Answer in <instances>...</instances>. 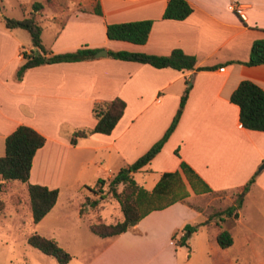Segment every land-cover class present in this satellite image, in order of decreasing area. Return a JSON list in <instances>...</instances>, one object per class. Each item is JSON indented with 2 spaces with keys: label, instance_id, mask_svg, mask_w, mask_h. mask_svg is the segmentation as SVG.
Segmentation results:
<instances>
[{
  "label": "crops",
  "instance_id": "1",
  "mask_svg": "<svg viewBox=\"0 0 264 264\" xmlns=\"http://www.w3.org/2000/svg\"><path fill=\"white\" fill-rule=\"evenodd\" d=\"M186 1L192 12L183 20L161 17L167 0H99L101 15L91 11L93 0L69 2L62 11L47 12L45 6L37 13L39 24L41 20L52 24L46 35L41 25L42 43L51 54L82 46L157 55L180 48L195 56L197 67L210 69L156 68L107 54L91 60L41 64L16 80L22 51L37 50L21 28L0 29V53L17 49L11 75L0 71V139L4 141L19 125L30 126L45 137L33 156L28 182L57 188L58 197L35 227L52 213L64 194L69 198L70 192L79 190L81 194V187L98 179H111L147 152L169 127L188 81L190 90L175 129L133 178L151 190L163 172H181L183 161L209 189L222 192L241 190L254 175L230 226L233 244L227 249L238 248L244 263L264 264V131L242 127L239 107L230 101L242 80L264 90V64H244L252 42L264 38V0ZM141 19L153 20L144 44L107 38V23ZM115 97L123 99L126 106L111 133H91L71 145L69 139L76 129L95 125L94 102ZM187 189L188 200L194 193L188 185ZM200 214L181 202L152 211L120 235L99 237L97 251L85 263L176 264L173 235ZM242 231L256 240L242 237Z\"/></svg>",
  "mask_w": 264,
  "mask_h": 264
},
{
  "label": "trees",
  "instance_id": "2",
  "mask_svg": "<svg viewBox=\"0 0 264 264\" xmlns=\"http://www.w3.org/2000/svg\"><path fill=\"white\" fill-rule=\"evenodd\" d=\"M64 4V3H63ZM60 4V5H63ZM51 8L50 0L44 2L34 1L31 4V11L21 19L3 16L6 28L25 29L31 39L32 46L36 52L22 51L23 63L16 71V78H22L24 72L32 67L41 64H52L58 62H76L93 59L97 49L87 46L79 47L73 51L51 54L43 45L37 13L44 7ZM58 8L55 7L54 11ZM81 10H86L80 7ZM91 11L102 14L99 0H93ZM192 12V6L186 0H167L162 13L163 19L183 20ZM153 24L152 19H141L135 21L107 23L106 36L109 40L126 41L133 44H144L147 41ZM108 55L113 59L134 61L149 64L156 68H173L179 71L191 69H210V66L197 67L194 55L185 53L180 48H173L167 55H157L145 52L129 50H108ZM244 64L254 66L264 64V38L252 42L249 58ZM190 84L185 81V87L180 96L179 105L169 127L163 136L143 155L133 163L120 169L109 180L98 179L96 183L105 184L106 192L112 199L118 202L122 220L114 223H106L102 219L88 223L89 230L99 237H111L124 233L139 222L143 217L155 210L164 209L176 202L187 204L196 209L188 202L190 195L187 185L195 195L212 193L213 191L185 162H180V171L163 172L151 190L139 185L133 178V173L146 165L161 149L169 135L175 129L182 110L185 106ZM230 101L239 107V122L242 127L264 131V90L250 80H242L230 95ZM125 102L119 97L111 100L94 102L92 114L96 119L92 128L76 129L70 136L71 145H75L79 138L86 137L91 133L109 134L123 115ZM45 143V137L38 131L27 125L17 126L4 139V154L0 156V193L9 181H18L26 184L29 199V208L32 224L38 223L54 206L58 197L57 188H48L39 184L28 182L31 163L37 149ZM177 154V150H175ZM183 174V175H182ZM254 182V175L241 188L239 198L235 206H228L215 215H220L215 222L219 229L215 235V241L221 248L230 247L233 244V237L228 229L222 227L225 218H237L238 209L242 204V195ZM121 186L119 190L118 187ZM84 188L94 192L90 186ZM103 198V196H100ZM98 198L90 199L85 197L79 206V214H83V207L88 205L91 208L97 206ZM203 223L185 224L181 231L182 235L176 239V245H187L189 234L197 231ZM176 234L173 235V239ZM27 243L38 249L40 252L52 256L58 264H68L71 254L61 247L58 242L50 237L43 236L36 231L28 235Z\"/></svg>",
  "mask_w": 264,
  "mask_h": 264
},
{
  "label": "rangeland",
  "instance_id": "3",
  "mask_svg": "<svg viewBox=\"0 0 264 264\" xmlns=\"http://www.w3.org/2000/svg\"><path fill=\"white\" fill-rule=\"evenodd\" d=\"M34 1L43 0H0V29L8 30L4 25L3 16L21 19L28 15ZM75 1L77 0H50L54 7H52V10L47 8L46 11L52 12L55 7L58 8L56 11H62L66 4ZM40 23L46 35L52 23L47 20H41ZM20 30L26 40H30L28 32L25 29ZM15 55L17 57L16 48H8L0 53V71L2 75H11ZM16 71L15 79L18 80ZM0 148L1 156L4 154V141L1 139ZM86 186H90L94 192L81 187V194L78 193L79 190L77 193L70 192L72 196L69 195V198H66L67 194H64L58 200L52 213H49L38 226L34 227L31 220L26 184L18 181L7 182L6 187L0 193V264H58L52 256L40 252L27 243L28 235L34 231L55 239L61 247L68 251L72 256L68 264H86L85 262L97 251L100 243L98 241L100 240L98 239L99 236L89 230L88 223L97 221V219H102L106 223L122 220V212L118 202L106 192L107 182L103 185L95 183ZM118 189L120 190L121 186ZM239 194L240 189H237L201 195L193 194L188 199V202L197 211L201 212L196 220L189 223H203V225L197 231L189 234L187 239L189 246L175 244L177 246L176 264H252L244 263L239 257L240 250L238 248L235 251L224 249L219 247L215 241V235L219 229L215 222L220 216L215 214L230 205L235 206ZM100 196H103V198ZM85 197H89L91 200L98 198L99 202L94 208L85 205L83 207L84 213L79 214L78 203L82 204ZM232 221V218H225L222 227L229 230ZM241 234L242 237L249 238L252 236V240H256L253 234L243 231ZM181 235L182 231L180 230L176 238L173 239L174 243Z\"/></svg>",
  "mask_w": 264,
  "mask_h": 264
},
{
  "label": "water",
  "instance_id": "4",
  "mask_svg": "<svg viewBox=\"0 0 264 264\" xmlns=\"http://www.w3.org/2000/svg\"><path fill=\"white\" fill-rule=\"evenodd\" d=\"M108 54V51L103 48V49H99L97 50L94 54H93V57L94 58H97V57H102V56H106Z\"/></svg>",
  "mask_w": 264,
  "mask_h": 264
},
{
  "label": "built area",
  "instance_id": "5",
  "mask_svg": "<svg viewBox=\"0 0 264 264\" xmlns=\"http://www.w3.org/2000/svg\"><path fill=\"white\" fill-rule=\"evenodd\" d=\"M228 7H229L230 9H235V10H237V11H240V10H241V7H238V6L235 7L234 5H229ZM223 69H224V67H221V68H220V70H223Z\"/></svg>",
  "mask_w": 264,
  "mask_h": 264
}]
</instances>
